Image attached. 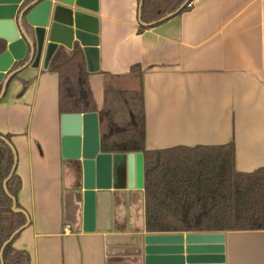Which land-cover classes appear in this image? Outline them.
<instances>
[{"label":"crops","instance_id":"crops-1","mask_svg":"<svg viewBox=\"0 0 264 264\" xmlns=\"http://www.w3.org/2000/svg\"><path fill=\"white\" fill-rule=\"evenodd\" d=\"M139 1L97 0L91 13L99 62L87 72L97 109L107 89L135 88L137 64L146 150L233 142L237 171L264 167V0H192L188 11L142 31ZM43 54L0 98V135L9 136L20 179L15 200L29 219L11 246L29 264H144L143 237L152 233L143 188L127 185V154L97 161L63 147L58 76L50 61L43 67ZM207 233L224 235L223 251L201 261L264 264V230Z\"/></svg>","mask_w":264,"mask_h":264},{"label":"trees","instance_id":"trees-1","mask_svg":"<svg viewBox=\"0 0 264 264\" xmlns=\"http://www.w3.org/2000/svg\"><path fill=\"white\" fill-rule=\"evenodd\" d=\"M185 0H142L143 23L160 20ZM192 0L175 15L188 11ZM139 26V31L145 29ZM6 49L0 38V54ZM19 63L14 66L17 67ZM58 76V110L63 113L96 112L99 148L103 153L143 155L144 226L149 233L224 232L264 230V167L240 172L234 167V144L173 146L146 150L142 72L133 65L135 88L105 91V104L97 109L77 45L71 52L59 46L49 63ZM1 88V85H0ZM9 140V136H5ZM10 147L0 140V247L25 224L23 214L11 210L12 200L3 180L13 166ZM20 179L13 172L7 182L14 198ZM16 207H19L16 204ZM4 264H29V255L14 250L11 241L3 249Z\"/></svg>","mask_w":264,"mask_h":264},{"label":"water","instance_id":"water-1","mask_svg":"<svg viewBox=\"0 0 264 264\" xmlns=\"http://www.w3.org/2000/svg\"><path fill=\"white\" fill-rule=\"evenodd\" d=\"M189 1L185 0L176 10L158 21L174 16ZM141 2L142 0L139 1V7ZM97 9V0H0V38L8 42L5 51L0 54V98L5 93L9 80L21 69L28 65L37 67L43 53V67L46 68L56 49L59 46L71 49L73 41L81 46L87 71H97L98 19L91 14ZM138 22L141 25L155 23H143L140 9ZM24 59L23 64L13 69L16 63ZM59 120L64 148L71 146L76 149V156L88 160L100 161L110 157L109 153L99 152V128L95 112L63 113ZM0 140L10 147L14 161L3 180V190L12 200L11 210L26 218L25 224L16 229L0 247V264H4V247L28 224L29 219L24 210L16 207L15 198L8 193L7 182L14 172L16 154L7 138L0 135ZM126 161L128 187L143 188L142 153H127ZM87 163L84 160L83 164ZM84 187L87 191L91 189L86 181ZM223 240L224 235L221 233L146 234L143 237L144 264H224L200 260L207 255L221 254Z\"/></svg>","mask_w":264,"mask_h":264}]
</instances>
